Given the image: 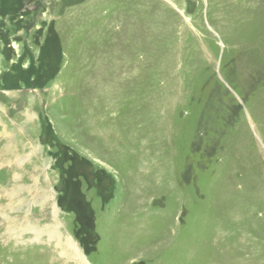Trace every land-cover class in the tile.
Instances as JSON below:
<instances>
[{
	"label": "rangeland",
	"instance_id": "obj_1",
	"mask_svg": "<svg viewBox=\"0 0 264 264\" xmlns=\"http://www.w3.org/2000/svg\"><path fill=\"white\" fill-rule=\"evenodd\" d=\"M0 264H264V0H0Z\"/></svg>",
	"mask_w": 264,
	"mask_h": 264
}]
</instances>
